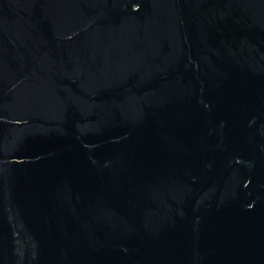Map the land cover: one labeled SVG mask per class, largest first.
Wrapping results in <instances>:
<instances>
[{
  "label": "water",
  "instance_id": "water-1",
  "mask_svg": "<svg viewBox=\"0 0 264 264\" xmlns=\"http://www.w3.org/2000/svg\"><path fill=\"white\" fill-rule=\"evenodd\" d=\"M0 264H264V0H0Z\"/></svg>",
  "mask_w": 264,
  "mask_h": 264
}]
</instances>
